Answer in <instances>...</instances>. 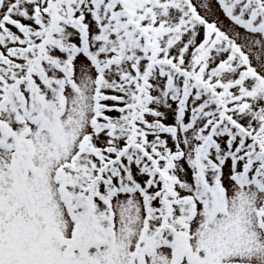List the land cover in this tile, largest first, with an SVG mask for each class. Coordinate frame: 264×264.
I'll return each mask as SVG.
<instances>
[{
    "label": "snow or ice",
    "instance_id": "snow-or-ice-1",
    "mask_svg": "<svg viewBox=\"0 0 264 264\" xmlns=\"http://www.w3.org/2000/svg\"><path fill=\"white\" fill-rule=\"evenodd\" d=\"M0 264H264V0H0Z\"/></svg>",
    "mask_w": 264,
    "mask_h": 264
}]
</instances>
